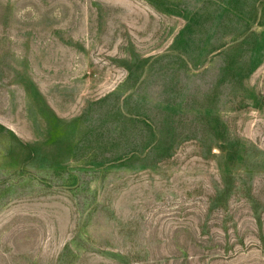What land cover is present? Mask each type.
Instances as JSON below:
<instances>
[{
	"label": "rangeland",
	"instance_id": "obj_1",
	"mask_svg": "<svg viewBox=\"0 0 264 264\" xmlns=\"http://www.w3.org/2000/svg\"><path fill=\"white\" fill-rule=\"evenodd\" d=\"M0 264H264V0H0Z\"/></svg>",
	"mask_w": 264,
	"mask_h": 264
},
{
	"label": "trees",
	"instance_id": "obj_2",
	"mask_svg": "<svg viewBox=\"0 0 264 264\" xmlns=\"http://www.w3.org/2000/svg\"><path fill=\"white\" fill-rule=\"evenodd\" d=\"M153 133H155L154 131H152Z\"/></svg>",
	"mask_w": 264,
	"mask_h": 264
}]
</instances>
